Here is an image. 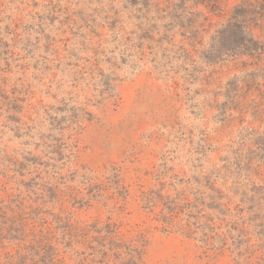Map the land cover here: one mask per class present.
Here are the masks:
<instances>
[{
    "label": "rangeland",
    "instance_id": "obj_1",
    "mask_svg": "<svg viewBox=\"0 0 264 264\" xmlns=\"http://www.w3.org/2000/svg\"><path fill=\"white\" fill-rule=\"evenodd\" d=\"M129 3L0 0V54L12 59L4 78L33 98L16 132L0 125V205L34 219L51 237L73 226L72 241L59 237L66 248L60 264L79 263L77 228L97 221L143 245L145 264H239L228 251L205 254L194 241L164 233L145 200L174 175L198 171L195 152L213 153L218 163L237 139L249 140L244 151L264 150V0ZM39 15L44 26L35 25ZM242 28L252 33L253 49L235 58L230 44L243 40ZM34 41L42 46L27 54ZM32 53L48 62H27ZM98 57L115 59L101 95L85 80ZM39 74L53 77L49 87L38 84ZM51 106L84 110L68 136L71 157L58 131L72 125L61 114H53L52 126L42 122L40 108ZM23 130L47 139L61 156L38 161L32 154L21 162L22 153L38 149ZM38 162L50 165L42 176L32 168Z\"/></svg>",
    "mask_w": 264,
    "mask_h": 264
},
{
    "label": "trees",
    "instance_id": "obj_2",
    "mask_svg": "<svg viewBox=\"0 0 264 264\" xmlns=\"http://www.w3.org/2000/svg\"><path fill=\"white\" fill-rule=\"evenodd\" d=\"M130 1L134 3V0H122V3L130 4ZM40 16L35 21L38 27L45 25V19ZM242 30L243 40L230 44L235 48L234 56H237L235 58L244 57L247 55L245 50L251 48L250 52H252L253 49L252 33L248 28H242ZM38 34L43 35L41 32ZM30 46L27 54L37 46L40 48L42 44L41 41H34V44ZM96 46L99 48L100 44L97 43ZM4 48L7 49V46ZM224 54L226 58L230 57L229 52ZM4 57L0 54V125L4 131L14 133L17 130L13 126L19 128L25 124L23 118L28 119L25 110L29 108V103L33 98L30 92L23 93L22 90L17 91L15 86H7L9 83L4 76L12 73L8 66L12 59L7 54ZM143 57L142 55V58L136 59L137 62L141 63ZM26 60L27 62L41 61V67L48 62L43 57L35 58L33 53ZM98 60L100 57L96 61L94 71H90L85 76V80L93 88L94 93L101 95L99 91L103 88L101 80L105 77V72L113 70L112 63L115 59L112 62L103 61L102 63ZM227 60L229 59H222V61ZM134 68L135 66L132 67ZM52 78L49 75L39 74L38 84L48 85L50 81H53ZM64 108L55 109L51 106L40 109L43 111V124L48 123L52 126L50 123L56 121L54 117L61 114L62 121H67L72 125V127L68 126L58 131L66 139L64 140L65 150L71 157L68 136L77 129V121L82 122L83 119L79 120L77 115L84 110L77 109V106H72L70 109ZM40 109L38 111H41ZM53 114L56 115L53 117ZM23 134L24 138L33 141L36 139L29 130H23ZM36 140L38 144L33 146L38 149L22 153L21 162L28 160L26 158L31 157L32 154V158L38 161L41 158H47L48 155L50 157L61 156L59 149H56V146L49 147L50 142L41 135ZM249 143V140L242 139L233 141L231 151L218 163L212 161L213 153L206 157L204 154L195 152L193 159L199 165L198 171L186 179L174 175L172 183L160 184L156 197H149L145 200V204L149 212L154 215L155 221L161 225L164 233L180 234L194 241L205 254L228 251L239 264H264V150L244 151ZM254 145L262 146L257 143ZM48 151L51 152L48 153ZM69 157L66 156V161ZM49 160L54 161V159ZM49 166L38 162L32 168L39 169L36 175L42 176L43 167L50 168ZM13 172L16 173V171ZM158 206L161 208L156 213ZM68 228L69 224L67 233L51 237L44 230H38L37 221L34 219L14 217L13 212L6 211L5 207L0 205V264H60L61 259L65 258L60 255L61 246L65 251L66 248L63 243L65 239L60 242L59 237L62 236L72 241L75 233L72 232L73 226ZM67 235H69L68 238ZM77 244L79 247L77 249L79 263L77 264H145L143 245L125 240L112 223L102 226L97 221L87 228H77ZM70 246L72 245L67 248L70 249Z\"/></svg>",
    "mask_w": 264,
    "mask_h": 264
}]
</instances>
